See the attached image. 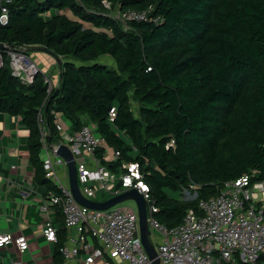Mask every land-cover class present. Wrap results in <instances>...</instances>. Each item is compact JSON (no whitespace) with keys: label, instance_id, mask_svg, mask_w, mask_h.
<instances>
[{"label":"trees","instance_id":"1","mask_svg":"<svg viewBox=\"0 0 264 264\" xmlns=\"http://www.w3.org/2000/svg\"><path fill=\"white\" fill-rule=\"evenodd\" d=\"M2 8L0 112L29 131L33 178L47 190L59 191L42 169L37 114L46 85L41 72L32 82L11 75V47L46 48L62 61L57 92L43 106L48 139L60 138L51 110L71 131L86 124L83 116L96 124L119 153L106 167L117 172L121 162L137 163L164 226L196 211L224 182L264 178V0H0V15ZM112 8L144 18H116ZM182 190L192 198L167 193ZM53 209L52 262L63 264L67 232Z\"/></svg>","mask_w":264,"mask_h":264},{"label":"built area","instance_id":"2","mask_svg":"<svg viewBox=\"0 0 264 264\" xmlns=\"http://www.w3.org/2000/svg\"><path fill=\"white\" fill-rule=\"evenodd\" d=\"M103 3L110 8L108 2ZM121 18L143 19L144 12H127ZM0 20L7 21L5 8ZM7 55L11 75L32 82L41 72L46 85V97L37 114L42 169L44 177L59 191H50L38 208L45 214L43 236L54 244L57 233L48 213L56 207L62 214L67 230L66 240L59 248L63 264H94L97 259H109L112 264H151L152 260L139 240L135 207L120 202L108 209L95 210L74 199L66 162L56 153L59 143H64L73 154L78 187L87 199L97 201L98 195L105 194L109 199L129 189L141 195L146 225L153 236L154 244L150 243L159 264H264V178L251 180L250 174H243L224 182L216 196L197 201L196 211L187 210L180 222L164 226L153 215L157 207L141 179L137 163L121 162L117 172L106 167L105 163L115 161L119 153L96 132V124L88 122L71 131L63 114L51 110L52 124L60 138L58 141L48 139L43 106L57 87V72L54 75L48 70L42 71L23 46L8 48ZM112 118L111 110L110 120ZM172 143L169 140L167 145ZM100 149L99 156L97 150ZM6 244H13L20 253L28 249V242L21 234L0 235V248Z\"/></svg>","mask_w":264,"mask_h":264},{"label":"crops","instance_id":"3","mask_svg":"<svg viewBox=\"0 0 264 264\" xmlns=\"http://www.w3.org/2000/svg\"><path fill=\"white\" fill-rule=\"evenodd\" d=\"M26 49L42 71L51 72L49 67L56 66L52 73L58 75L59 67L53 55L43 49ZM44 54L51 59H46ZM28 135L19 117L0 112V235L21 234L28 242V249L22 253L13 244L1 247L0 264H53L55 244L43 236L45 214L38 208L50 191L33 178L26 146ZM48 214L56 220L53 208ZM94 264H112V260L97 259Z\"/></svg>","mask_w":264,"mask_h":264},{"label":"water","instance_id":"4","mask_svg":"<svg viewBox=\"0 0 264 264\" xmlns=\"http://www.w3.org/2000/svg\"><path fill=\"white\" fill-rule=\"evenodd\" d=\"M4 47L5 45L0 43V48H4ZM42 49L54 56V54H52L50 51H47L46 48H42ZM54 58L56 60L58 67H60L62 61L57 56H54ZM59 77H60V73L58 74V78ZM56 92H57V88L55 89L54 93ZM56 153L60 155L66 162L70 192L73 195L74 199L80 205L95 210H104L125 200L133 201L137 213V226H138L139 240L141 246L143 247L148 258L152 260L151 264H159V261L156 257L155 249L148 239L149 230L147 228L146 220H145V204L141 198V195L137 193L135 189H129L119 194H116L105 201L99 202V201L89 200L86 197H84L79 190L77 176H76V166H75L73 154L70 152V150L64 143L58 144Z\"/></svg>","mask_w":264,"mask_h":264},{"label":"rangeland","instance_id":"5","mask_svg":"<svg viewBox=\"0 0 264 264\" xmlns=\"http://www.w3.org/2000/svg\"><path fill=\"white\" fill-rule=\"evenodd\" d=\"M110 14H112L113 17H116V18H121L122 17V14L121 13H118L117 10L115 8H112L111 11H110ZM41 54V52H38V55ZM38 55L36 57H38ZM43 56H45L46 59H51V56L48 55V54H44ZM100 60L103 61V62H107V63H111L112 64V61L110 58L106 57V56H102L100 57ZM50 68V71L53 72L56 70V66H51L49 67ZM55 68V69H54ZM136 107V103H132V108L135 109ZM82 120L86 123H88V120L86 119V117H82ZM68 125L70 124L69 121H67ZM187 191H181V193H178L177 195L175 193H172V192H167L169 193V195H171L170 197H173L175 199H178V200H182V199H190L192 198V194L191 193H186ZM108 198V194H105V195H98L96 200L97 201H101V200H105ZM123 204L124 205H127V206H130V207H135L134 203L132 200H125L123 201ZM121 205V204H120ZM148 239L149 241L154 244L153 242V236L151 233H149L148 235Z\"/></svg>","mask_w":264,"mask_h":264}]
</instances>
